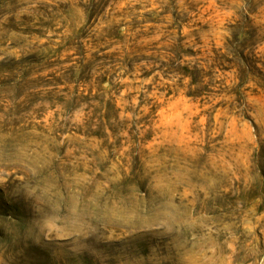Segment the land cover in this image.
Returning <instances> with one entry per match:
<instances>
[{
    "label": "rangeland",
    "instance_id": "1",
    "mask_svg": "<svg viewBox=\"0 0 264 264\" xmlns=\"http://www.w3.org/2000/svg\"><path fill=\"white\" fill-rule=\"evenodd\" d=\"M261 80L264 0H0V264H264Z\"/></svg>",
    "mask_w": 264,
    "mask_h": 264
},
{
    "label": "trees",
    "instance_id": "2",
    "mask_svg": "<svg viewBox=\"0 0 264 264\" xmlns=\"http://www.w3.org/2000/svg\"><path fill=\"white\" fill-rule=\"evenodd\" d=\"M229 39H227L224 50L226 55L219 54V52L212 53V56L208 57L205 63V67L209 71L214 69L221 70L222 63H225L228 67V71H234L235 80L237 81L236 90H240L248 83L254 74H258V66L260 64L257 60L256 50L262 43V38L259 36V29L253 27L251 23L246 20L243 24H236L229 28ZM228 56L231 60L228 59ZM191 57L192 56L191 54ZM180 62L181 59L179 58ZM178 63L175 74L181 80H188V88L191 92L189 97L197 98L203 89L207 88L205 80V72L202 66L198 63L181 64ZM264 89V80H261ZM258 85V84H256Z\"/></svg>",
    "mask_w": 264,
    "mask_h": 264
}]
</instances>
